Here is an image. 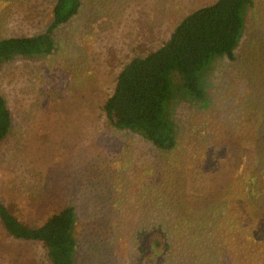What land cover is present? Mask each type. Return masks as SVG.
Masks as SVG:
<instances>
[{"label":"rangeland","instance_id":"1","mask_svg":"<svg viewBox=\"0 0 264 264\" xmlns=\"http://www.w3.org/2000/svg\"><path fill=\"white\" fill-rule=\"evenodd\" d=\"M214 1L80 0L77 16L53 32L50 56L0 67V95L11 115L10 130L0 143V202L30 226L73 205L80 223L76 236L82 239L73 264H139L142 232L190 226L174 223L190 213L178 192L180 171L186 166L190 172L192 166L186 154L193 148L190 141L201 146L198 130L218 138L220 129L230 139L231 127L242 137L247 129L240 125L252 104L264 116V0H251L235 61L217 59L203 73L205 108L191 109L176 99L172 120L184 123L174 151L160 155L136 135L110 127L103 116L101 106L121 68L156 49L185 16ZM52 2H1L0 39L43 33ZM243 83L253 86L252 104L246 102L250 98H245ZM217 150L202 152L206 168L208 159L228 168V157L218 156ZM169 188L172 205L165 199ZM88 219L105 232V241L95 230L93 238L83 236ZM97 237L106 243V252L101 247L95 255L91 248ZM0 264L49 263L39 243L13 241L0 228Z\"/></svg>","mask_w":264,"mask_h":264},{"label":"trees","instance_id":"2","mask_svg":"<svg viewBox=\"0 0 264 264\" xmlns=\"http://www.w3.org/2000/svg\"><path fill=\"white\" fill-rule=\"evenodd\" d=\"M252 4L251 0H215L185 16L156 49L132 58L116 75L101 106L109 126L136 135L160 155L174 151L184 123L183 119L172 120L175 104L182 100L191 109L205 108L208 99L202 86L203 73L217 59L235 61L245 13ZM80 7V0H53L50 21L43 33L0 39V67L19 59L50 56L55 50L53 32L76 17ZM243 87L245 98H250L246 102L251 103L249 93H253V86L243 83ZM249 108L253 113L258 110L253 104ZM252 112L240 125L247 129L242 137L230 126V139L224 133L222 137L220 129L216 131L218 138L198 130L201 146L193 139V148L186 151L193 158L190 172L184 166L179 173L183 181L179 196L188 201L185 204L190 213L184 220L174 222H187L190 226L168 230L159 226L153 234L142 232L137 263L264 264V116ZM10 127L11 115L0 95V143ZM203 149L206 155L219 149L218 156L228 157V168L219 167L211 159L206 168ZM171 191L169 188L165 193L170 205L175 204L169 197ZM176 192L172 193L173 198ZM86 221L89 223H84L88 226L84 237L93 238L95 230L104 241L107 239L99 225L93 227L90 219ZM78 222L71 205L48 216L39 226H30L0 202V228L7 238L39 243L49 264H73L82 240L77 239L75 232ZM139 236L141 233L136 234ZM152 236L158 241L151 240ZM104 241L98 237L92 241V254L96 255V249L101 247L106 252Z\"/></svg>","mask_w":264,"mask_h":264}]
</instances>
